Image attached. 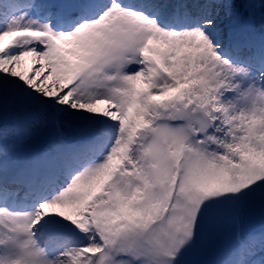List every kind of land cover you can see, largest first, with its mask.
Masks as SVG:
<instances>
[{
    "label": "snow or ice",
    "instance_id": "6c2138e0",
    "mask_svg": "<svg viewBox=\"0 0 264 264\" xmlns=\"http://www.w3.org/2000/svg\"><path fill=\"white\" fill-rule=\"evenodd\" d=\"M235 7L0 0V264H264V0ZM21 129L53 134L10 161Z\"/></svg>",
    "mask_w": 264,
    "mask_h": 264
},
{
    "label": "bare ground",
    "instance_id": "6f19581e",
    "mask_svg": "<svg viewBox=\"0 0 264 264\" xmlns=\"http://www.w3.org/2000/svg\"><path fill=\"white\" fill-rule=\"evenodd\" d=\"M248 2L256 3L257 5L259 4V0H236V7H235L234 11L236 13L240 14L241 16H244L246 14H251L253 10L249 9L247 7ZM255 15H256V27H257V29H259L261 27V24H260V13H259L258 7L255 10ZM27 63H28V61L26 60L24 62V65H22V67H26ZM34 131L35 132L39 131V132H42L45 134L51 133V131H45L42 129H35ZM64 132H65V135H67L69 138L76 135V131L73 128H66L64 130ZM49 138L50 137L45 138L44 140H40V139L32 137V136H25L22 129L18 132H15V133L10 131L8 133V137H7V141H9L7 143L8 159L11 161L16 156L23 155V153H25L24 155H27L32 150H33V152L38 151L40 149L41 145ZM1 139H3V138H1ZM3 141H5V140L3 139ZM4 145H5V143L0 144V147H2ZM2 158H3V155L0 154V159H2ZM247 221H248V219H246L241 225H237V227H242L245 231H248V232H259L261 230H264V224H262L261 227H259L258 229L255 230L254 227H252L251 225H249L247 223ZM230 231H231V225L225 224L223 235L220 237V239H218L215 242H219L220 244L226 242L227 237L230 234ZM224 234H225V236H224ZM214 247H215V245H213V248ZM205 258L209 259V260L213 258L212 248H210V250H209V252Z\"/></svg>",
    "mask_w": 264,
    "mask_h": 264
},
{
    "label": "rangeland",
    "instance_id": "374dc122",
    "mask_svg": "<svg viewBox=\"0 0 264 264\" xmlns=\"http://www.w3.org/2000/svg\"><path fill=\"white\" fill-rule=\"evenodd\" d=\"M53 133H50V134H45V133H42V132H33V134L31 135L32 137H35V138H38V139H40V140H44L45 138H48V137H50L51 135H52ZM7 142H9V141H7ZM6 142V143H7ZM3 143H5V141H3V139H1L0 138V144H3ZM224 236H225V234H224ZM220 243L219 242H214V245L215 246H217V245H219Z\"/></svg>",
    "mask_w": 264,
    "mask_h": 264
},
{
    "label": "water",
    "instance_id": "95a60500",
    "mask_svg": "<svg viewBox=\"0 0 264 264\" xmlns=\"http://www.w3.org/2000/svg\"><path fill=\"white\" fill-rule=\"evenodd\" d=\"M250 222L254 225V227H258L262 224L263 221L258 216L250 218Z\"/></svg>",
    "mask_w": 264,
    "mask_h": 264
}]
</instances>
